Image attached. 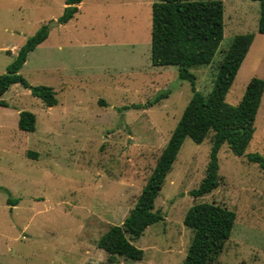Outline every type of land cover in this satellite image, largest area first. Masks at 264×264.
<instances>
[{
  "label": "rangeland",
  "instance_id": "obj_1",
  "mask_svg": "<svg viewBox=\"0 0 264 264\" xmlns=\"http://www.w3.org/2000/svg\"><path fill=\"white\" fill-rule=\"evenodd\" d=\"M156 0H82L64 25V0H0V75L42 25L51 29L19 74L30 86L53 88L47 108L15 84L0 98V264H181L192 233L183 219L195 203L236 214L216 264H264V172L226 145L218 152L219 186L200 199L213 134L183 141L154 211L164 220L132 244L141 261L108 256L97 242L134 207L158 157L192 96L177 67L150 62L151 6ZM224 35L210 65L191 70L196 90H212L218 64L235 37L252 45L226 96L235 106L253 78L264 81V34L259 3L221 0ZM8 51L13 52L11 55ZM168 98L154 103L160 94ZM134 106H141L134 108ZM36 118L18 129L19 114ZM246 154L264 159V94Z\"/></svg>",
  "mask_w": 264,
  "mask_h": 264
},
{
  "label": "trees",
  "instance_id": "obj_2",
  "mask_svg": "<svg viewBox=\"0 0 264 264\" xmlns=\"http://www.w3.org/2000/svg\"><path fill=\"white\" fill-rule=\"evenodd\" d=\"M259 3L257 31L264 34V0ZM82 0H64L62 15L54 24L64 25L79 12ZM224 6L221 0H156L151 6L150 62L153 67H177L178 78L190 83L192 96L158 157L139 197L120 226H111L97 242V247L108 256L141 261L143 251L132 242L137 241L151 225L163 221L162 214L154 211L155 200L170 173L186 138L202 144L213 134L209 161L199 186L190 192L194 199L212 193L219 186L218 152L226 145L237 157L246 156L248 162L264 172L261 155L246 154L254 132L255 118L264 94V81L253 78L247 84L240 102L231 106L226 96L254 39L253 35L234 38L218 64L212 90L202 94L196 90V76L191 70L211 64L223 40ZM52 26L42 25L21 46L13 62L0 75V98L15 84L28 89L45 107L58 104L53 88L30 86L19 74L28 55L46 41ZM160 94L154 103L167 99ZM0 107L6 103L0 99ZM141 106H134L139 108ZM36 118L30 112L19 114L18 129L34 132ZM236 214L216 203H195L185 214L183 225L192 233L185 259L181 264H216L231 236Z\"/></svg>",
  "mask_w": 264,
  "mask_h": 264
},
{
  "label": "crops",
  "instance_id": "obj_3",
  "mask_svg": "<svg viewBox=\"0 0 264 264\" xmlns=\"http://www.w3.org/2000/svg\"><path fill=\"white\" fill-rule=\"evenodd\" d=\"M11 55L13 54V52H10V51H8ZM18 52V51H17ZM17 54V53H16ZM16 54H14V55H16Z\"/></svg>",
  "mask_w": 264,
  "mask_h": 264
}]
</instances>
